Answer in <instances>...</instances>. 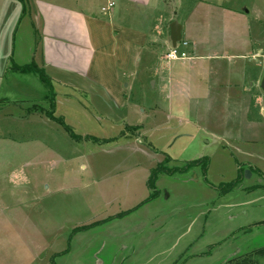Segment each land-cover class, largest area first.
I'll return each instance as SVG.
<instances>
[{
    "label": "rangeland",
    "instance_id": "1",
    "mask_svg": "<svg viewBox=\"0 0 264 264\" xmlns=\"http://www.w3.org/2000/svg\"><path fill=\"white\" fill-rule=\"evenodd\" d=\"M223 2L244 12L249 28L227 40L262 57L247 56L249 73L258 71L244 82L247 114L241 97L170 102L144 71L122 106L67 77V86L52 85L53 116L72 138L48 115L35 75L5 80L0 264H264V0ZM178 51L187 47L178 42ZM202 157L204 173H161L146 201L157 164L178 169ZM237 175L231 190L219 189Z\"/></svg>",
    "mask_w": 264,
    "mask_h": 264
},
{
    "label": "crops",
    "instance_id": "2",
    "mask_svg": "<svg viewBox=\"0 0 264 264\" xmlns=\"http://www.w3.org/2000/svg\"><path fill=\"white\" fill-rule=\"evenodd\" d=\"M212 1L0 0V95L12 58L18 65L34 60L61 86L72 77L101 90L116 106L126 103L144 71L150 89L170 102L241 97L247 114L244 82L258 78L255 69L249 73L247 56L256 63L262 57L243 54L237 51L242 42L227 40L249 29L244 12L232 2ZM172 21L188 44L187 57L177 61L164 58Z\"/></svg>",
    "mask_w": 264,
    "mask_h": 264
},
{
    "label": "trees",
    "instance_id": "3",
    "mask_svg": "<svg viewBox=\"0 0 264 264\" xmlns=\"http://www.w3.org/2000/svg\"><path fill=\"white\" fill-rule=\"evenodd\" d=\"M23 10H24V8H23ZM13 73L33 74L38 78L42 87L46 90V95L48 96L46 99L49 101V103L51 105L50 106L51 111L48 112V115L51 118L57 119L60 123H62L64 128L66 129V131L69 133V135L72 138H77V136H75L73 134L70 126L65 124L61 118H54V116H53V111H54V101L52 98V96L54 95V91H52L53 82L50 79V77L45 73L43 68L39 67L37 65V63H35L34 60H32L28 63L22 64V65H18L12 60V58H9L7 69L5 70L3 76H7L8 74H13ZM8 102H10V99L8 97H1L0 98V104L1 103H8ZM138 128H139L138 126H129V129H131V130H135ZM100 141H103V140H100ZM108 141H112V139L107 140V142ZM167 161H168V158H167ZM196 168H199L204 173L206 168H207V160L203 157L193 159V160L186 162L184 165H182L178 169L177 168H168L167 162H160L159 164H157V166L155 168H153L151 170V174L146 181L147 187L150 189V193H149V196L147 197L146 201L154 198L157 195V190H155L154 183H155V180L159 174L166 173V172H173L175 170L178 172H187V171L189 172L190 171V172L194 173V170ZM240 169L241 168L239 167L238 168V174H240L239 173ZM239 177H240V175H237L236 179H234V180H232L226 184H221V186H219V189L224 190V191L231 190L236 185L237 181L239 180ZM123 213H126V212L115 214V217H121ZM87 227L88 226L77 227L74 229V231L83 230Z\"/></svg>",
    "mask_w": 264,
    "mask_h": 264
},
{
    "label": "water",
    "instance_id": "4",
    "mask_svg": "<svg viewBox=\"0 0 264 264\" xmlns=\"http://www.w3.org/2000/svg\"><path fill=\"white\" fill-rule=\"evenodd\" d=\"M169 40L170 45L174 47L181 40V25L177 21H172L169 25ZM262 96L264 99V76L260 83ZM247 172V171H246Z\"/></svg>",
    "mask_w": 264,
    "mask_h": 264
},
{
    "label": "built area",
    "instance_id": "5",
    "mask_svg": "<svg viewBox=\"0 0 264 264\" xmlns=\"http://www.w3.org/2000/svg\"><path fill=\"white\" fill-rule=\"evenodd\" d=\"M102 10H104V8H102ZM179 42H181L182 46L184 47L188 45L187 42L182 39ZM186 57L187 55L184 51L181 52L178 51V42L174 47L170 46L169 49L164 53V58L167 61H177L184 59Z\"/></svg>",
    "mask_w": 264,
    "mask_h": 264
}]
</instances>
